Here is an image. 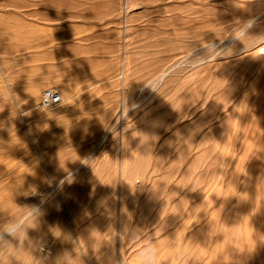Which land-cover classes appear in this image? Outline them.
Returning a JSON list of instances; mask_svg holds the SVG:
<instances>
[{
  "label": "rangeland",
  "instance_id": "1",
  "mask_svg": "<svg viewBox=\"0 0 264 264\" xmlns=\"http://www.w3.org/2000/svg\"><path fill=\"white\" fill-rule=\"evenodd\" d=\"M0 194V226L43 208L21 264H257L264 0H0Z\"/></svg>",
  "mask_w": 264,
  "mask_h": 264
},
{
  "label": "clouds",
  "instance_id": "2",
  "mask_svg": "<svg viewBox=\"0 0 264 264\" xmlns=\"http://www.w3.org/2000/svg\"><path fill=\"white\" fill-rule=\"evenodd\" d=\"M258 20L259 17H251L242 21V26L231 34L230 39L236 42L245 37L246 34L256 26ZM205 50L209 55H200L199 57H197V51L192 50L190 54L184 58V67L195 69L202 64L214 63L221 57L222 53L226 51V49L219 48L215 42L205 45ZM42 215V205L32 204L18 219L0 226V264H12L13 260L21 264V261L18 260V256L21 252H25V250L19 246V242L29 239V230L39 222ZM13 241L17 243L14 244ZM138 254L140 264H158L159 252L154 244L144 245L139 250ZM29 255L32 261H36V256L33 254Z\"/></svg>",
  "mask_w": 264,
  "mask_h": 264
},
{
  "label": "bare ground",
  "instance_id": "3",
  "mask_svg": "<svg viewBox=\"0 0 264 264\" xmlns=\"http://www.w3.org/2000/svg\"><path fill=\"white\" fill-rule=\"evenodd\" d=\"M261 15H262V14H261ZM259 16H260V15H259ZM251 17H252V16H251ZM249 18H250V17H249ZM246 19H248V17H247ZM239 22H241V21H239ZM260 23H261V22H260ZM256 25H257V24H256ZM257 26H258V25H257ZM257 26H255V27H257ZM225 45H226V44H225ZM257 46H258V45H257ZM260 49H261V48H260ZM255 58H256V57H255ZM261 58H262V57H261ZM258 59H260V58H258ZM163 75H164V73H163ZM160 78H161V77H160ZM163 78H164V77H163ZM34 90L36 91L37 89H34ZM39 90H40V89H39ZM30 91H31V90H30ZM32 91H33V90H32ZM31 93H32V92H31ZM34 95H35V93H34ZM34 95H33V96H34ZM36 95H37V94H36ZM36 98H37V97H36ZM12 115H13V114H12ZM12 117H13V116H12ZM139 141H140V140H139ZM140 142H142V141H140ZM140 142H139V144H140ZM143 142H145V141H143ZM136 144H137V143H136ZM140 146H142V145H140ZM143 146H144V145H143ZM2 154H3V153H2ZM152 156H153V155H152ZM150 157H151V156H150ZM146 161L148 162L149 160L147 159ZM140 162H142V161H140ZM134 165H135V164H134ZM4 166H5V165H4ZM141 166H142V164H141ZM138 167H139V166H138ZM142 167H143V166H142ZM20 168H21V167H20ZM3 169H4V168H3ZM14 169H15V168H14ZM19 170H21V169H19ZM20 172H21V171H20ZM7 173H8V171H7ZM24 173H25V172H24ZM11 174H12V173H11ZM18 174H19V173H18ZM25 174H26V173H25ZM35 174H36V173H35ZM249 174H250V173H249ZM251 174H253V173H251ZM251 174H250V175H251ZM250 175H249V176H250ZM252 176H253V175H252ZM4 177H5V176H4ZM26 177L29 178V176H26V175H25V178H26ZM33 177H34V175H33ZM2 179H3V177H2ZM7 179H9V178H7ZM10 179H11V178H10ZM24 180H26V179H24ZM31 180H32V179H31ZM26 181H27V180H26ZM28 181H29V180H28ZM40 181H41V180H40ZM24 182H25V181H24ZM24 182H23V183H24ZM249 183H250V181H249ZM249 183H248V187H246L247 189L250 187V184H249ZM253 185L255 186L254 183H253ZM254 186H253V187H254ZM256 187H257V186H256ZM256 187H255V188H256ZM246 188H245V189H246ZM78 189H79V188H78ZM250 189L253 191L252 187H251ZM251 190H250V191H251ZM256 190H257V189H256ZM258 190H260V187H259V186H258ZM258 190H257V192H258ZM252 191H251V192H252ZM24 192H25V191H24ZM26 192H27V191H26ZM251 192H249V193H251ZM1 193H2V192H1ZM4 193H5V192H4ZM252 194H253V193H252ZM256 194L258 195V193H256ZM0 195H1V194H0ZM16 195H17V194H16ZM74 195H75V193H74ZM257 195H255V196L257 197ZM4 198H5V197H4ZM17 198H18V197H17ZM9 200H10V199H9ZM9 200H6V201L8 202ZM254 200H255V198H254ZM0 201H2V200H0ZM118 201H119V200H118ZM0 203H1V202H0ZM2 203H3V202H2ZM118 203H119V202H118ZM255 203H256V202H255ZM3 204H4V203H3ZM181 205H182V204H181ZM0 208H1V207H0ZM12 209H13V208H12ZM12 209H11V210H12ZM1 210H2V209H1ZM1 210H0V211H1ZM16 217H17V215H16ZM250 218H251V217H250ZM251 220H253V218H251ZM260 221H261V220H260ZM249 222H250V220H249ZM262 222H263V221H262ZM6 223H7V222H6ZM250 223H251V222H250ZM252 223H253V222H252ZM260 223H261V222H260ZM260 223H259V224H260ZM261 224H262V223H261ZM257 225H258V224H257ZM250 226H251V225H250ZM254 226L256 227V225H254ZM250 232H251V231H250ZM239 233H240V232H239ZM262 233H264V230L262 231ZM251 234H252V233H251ZM251 234H250V235H251ZM251 237H253V236L251 235ZM250 239L252 240L253 238H250ZM262 239H263V237H262ZM262 239H261V241H263ZM238 240H239V239H238ZM254 241H255V240H252L251 242H254ZM236 242H237V241H236ZM239 243H242V242H238V245H239ZM254 243H255V242H254ZM45 245H46V244L44 243V246H45ZM52 245H53V244H52ZM52 245H51L50 248H52ZM40 246H41V244H40ZM44 246H43V247H44ZM236 246H237V245H236ZM260 246L262 247V244H261ZM34 247H35V246H34ZM45 247H46V246H45ZM253 247H254V246H253ZM253 247H251V248H253ZM40 248H41V247H40ZM40 248H39V249H40ZM50 248H49V249H50ZM236 248H237V247H236ZM251 248H250V251H251ZM263 248H264V247H263ZM238 249H239V247H238ZM260 249H261V248H260ZM241 250H242V246H241L239 252H242ZM252 250H253V249H252ZM41 251H42V248H41ZM250 251H249V252H250ZM258 251H259V250H257V252H258ZM43 252H44V251H43ZM257 252H255V254H256ZM259 252H260V251H259ZM47 253H48V251H47ZM236 253H237V251L235 252V254H236ZM251 253H252V252H251ZM31 254H32V253H31ZM35 254H36V253H35ZM41 254H42V253H41ZM240 254H241V253H240ZM252 254H253V253H252ZM252 254H251V255H252ZM257 254H258V253H257ZM242 255H243V254H242ZM242 255H241V256H242ZM39 256H40V254H39ZM238 256H239V255H238ZM238 256H236V257H238ZM254 256H255V255H254ZM236 257H235V258H236ZM252 257H253V255H252ZM239 258H240V256H239L237 259H239ZM254 258H255V257H254ZM248 259H250V258L247 257V260H248ZM257 259H258V257H257ZM44 260H45V259H44ZM239 260H241V259H239ZM252 260H253V259H252ZM45 261H46V260H45ZM58 261H59V260H58ZM63 261H64V260H63ZM237 261H238V260H237ZM249 261L251 262V260H249ZM249 261H247V262H249ZM254 261H255V259H254ZM257 262H258L257 264H264V253L260 256V259H258ZM255 263H256V262H255ZM233 264H235V263H233ZM241 264H242V263H241Z\"/></svg>",
  "mask_w": 264,
  "mask_h": 264
},
{
  "label": "built area",
  "instance_id": "4",
  "mask_svg": "<svg viewBox=\"0 0 264 264\" xmlns=\"http://www.w3.org/2000/svg\"><path fill=\"white\" fill-rule=\"evenodd\" d=\"M62 102V95L59 91L49 89L42 95L41 105L46 108L54 107Z\"/></svg>",
  "mask_w": 264,
  "mask_h": 264
}]
</instances>
